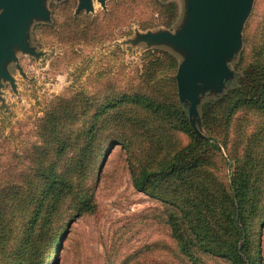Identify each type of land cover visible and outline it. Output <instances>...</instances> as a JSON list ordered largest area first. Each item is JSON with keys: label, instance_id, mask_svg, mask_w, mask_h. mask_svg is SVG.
<instances>
[{"label": "rangeland", "instance_id": "rangeland-1", "mask_svg": "<svg viewBox=\"0 0 264 264\" xmlns=\"http://www.w3.org/2000/svg\"><path fill=\"white\" fill-rule=\"evenodd\" d=\"M115 1L107 0L103 7L93 0L94 11L88 12L77 10L79 0H46L48 17H35L27 27L26 43L32 52L17 49L15 58L5 62L8 77L0 76V214L1 207L12 203L11 190L20 198H28V183L21 175L36 169V147L42 144L45 119L59 96L84 91L94 97L89 101L94 111L97 102L114 93L140 89L144 84L146 57L150 58L151 53L166 51L178 60V67L185 59V51L167 42L147 39L146 34L182 31L188 15L187 0H159L177 4L178 16L170 27L157 24L160 15L154 12L151 0H121L119 7L105 16ZM145 22H155V26L144 29L141 24ZM263 23L264 0H254L241 29L242 44L228 60L232 71L228 81L237 82L254 60L257 46L264 41V35L258 33ZM79 31L90 34L86 37ZM178 67L176 71L161 72L153 85L145 86L142 92L166 106H174L180 97L171 79L177 81ZM227 88L226 81L222 92L216 88L203 90L199 105L218 98ZM185 102L189 107L188 101ZM76 111L73 112L76 121L71 124L74 127L81 121L80 112ZM188 116L198 134L208 138L201 114L198 112L194 117L188 112ZM107 118L112 124L100 133L86 166H80L74 176L75 186L94 185L89 197L91 208L74 219L56 253L55 241L62 229L58 221L52 224L42 244L45 258L50 256L48 262L230 264L225 258L201 249L195 252L196 261L183 254L168 224L167 215L172 209L161 198L138 191L133 184L131 169L144 163L148 143L168 138L172 148L180 147L189 142L187 135L173 129L171 121L165 120L170 118L163 113L148 112L133 104L118 106ZM260 119L256 111L239 109L229 126L230 135L218 132L219 140L213 142L221 148L224 166H215L214 173L229 181L235 157L250 153L264 155V140L249 138ZM109 142L115 144L104 155L103 148ZM73 152L69 149L65 159ZM90 165L94 166L92 177ZM253 235L264 264V231L261 235L255 231ZM138 258L140 262L136 263ZM36 262L37 259L33 260Z\"/></svg>", "mask_w": 264, "mask_h": 264}, {"label": "trees", "instance_id": "trees-1", "mask_svg": "<svg viewBox=\"0 0 264 264\" xmlns=\"http://www.w3.org/2000/svg\"><path fill=\"white\" fill-rule=\"evenodd\" d=\"M151 1L154 12L160 15L157 24L170 27L178 16L177 4ZM119 4L121 0L112 2L104 15H111ZM141 25L147 29L154 27L155 22ZM79 32L86 37L89 33ZM258 33L264 35V25ZM255 52L254 60L237 82L227 81L228 88L223 94L198 105L208 138L201 137L190 122L185 101L179 99L174 106H166L146 91L142 92L145 86L153 85L161 72L176 71L178 60L166 51L146 57L144 84L140 89L114 93L97 102L94 111L89 104L94 97L84 91L59 96L45 119L46 135L42 144L36 147V169L21 175L28 183V198H20L11 190L12 203L1 207L0 264H34L35 259L36 264H54L53 260L48 262L50 256L45 258L42 244L52 224L58 221L62 231L55 241L56 253L74 219L91 208L89 197L94 185L75 186L74 176L80 166H86L100 133L112 124L107 117L118 106L127 104L155 114L163 113L170 118L165 120L171 121V127L189 139L186 145L175 148L168 138L148 143L144 163L131 169L138 191L161 198L172 209L167 215L168 224L181 252L195 261V252L201 249L225 258L230 264H262L261 248L254 242L253 232L261 235L264 231V155L250 153L235 157L229 181L214 173L215 166H224V158L221 148L213 141L218 142V132L230 135L229 126L239 109L259 113L261 119L249 138L264 140V41ZM171 83L178 93L177 81L171 79ZM74 110L80 112L81 120L76 127L71 125L76 121ZM114 144H106L104 155ZM69 149L74 151L73 155L65 159ZM159 150L162 151L157 154Z\"/></svg>", "mask_w": 264, "mask_h": 264}, {"label": "water", "instance_id": "water-1", "mask_svg": "<svg viewBox=\"0 0 264 264\" xmlns=\"http://www.w3.org/2000/svg\"><path fill=\"white\" fill-rule=\"evenodd\" d=\"M46 0H0V76L8 77L4 64L17 49L32 52L26 43L30 21L48 17ZM107 0H98L105 7ZM254 0H187V21L179 32L147 33L146 38L167 42L187 53L176 79L179 97L188 101L197 117L203 90L222 92L232 76L228 60L242 44L241 29ZM94 11L93 0H79L78 11ZM195 126V125H194Z\"/></svg>", "mask_w": 264, "mask_h": 264}]
</instances>
